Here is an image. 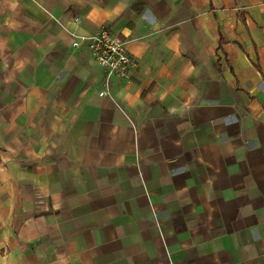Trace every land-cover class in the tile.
Masks as SVG:
<instances>
[{"label": "crops", "instance_id": "1", "mask_svg": "<svg viewBox=\"0 0 264 264\" xmlns=\"http://www.w3.org/2000/svg\"><path fill=\"white\" fill-rule=\"evenodd\" d=\"M0 264H264V0H0Z\"/></svg>", "mask_w": 264, "mask_h": 264}, {"label": "built area", "instance_id": "2", "mask_svg": "<svg viewBox=\"0 0 264 264\" xmlns=\"http://www.w3.org/2000/svg\"><path fill=\"white\" fill-rule=\"evenodd\" d=\"M85 42L94 60L106 71V77L117 75L129 80L131 77L132 57L127 49V42L106 26H100L89 35H76L72 42L78 46ZM108 79V78H107ZM105 91H100L103 95Z\"/></svg>", "mask_w": 264, "mask_h": 264}]
</instances>
